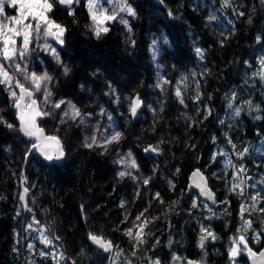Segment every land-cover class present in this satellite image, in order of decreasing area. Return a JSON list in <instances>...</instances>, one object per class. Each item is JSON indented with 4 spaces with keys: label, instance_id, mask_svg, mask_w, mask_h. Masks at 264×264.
<instances>
[{
    "label": "trees",
    "instance_id": "obj_1",
    "mask_svg": "<svg viewBox=\"0 0 264 264\" xmlns=\"http://www.w3.org/2000/svg\"><path fill=\"white\" fill-rule=\"evenodd\" d=\"M133 4L136 16L128 20L131 32L117 20L107 25L109 32L100 39L88 28L90 16L84 3L75 6L74 15L55 4L49 16L66 28L64 44H54L61 63L39 52L31 53L29 61L52 74L50 100L71 102L84 114V121L96 122L92 125L99 132L123 134L116 145L131 153L138 171L120 170L108 153L85 147V124L69 126L68 121L56 126L48 116L41 126L63 142L66 158L47 164L34 152L27 162L32 141L17 130L9 90L0 84V115L6 114L7 121L17 126L9 129L0 124V264H56L58 246L64 257L87 264L88 252L94 250L90 232L113 242L115 264H148L149 257L161 264H187L188 260L232 264L230 238L243 228L241 204L250 205L249 197L257 191L264 196V79L256 75L264 57V4L260 0H230L229 6H224V0H162V4L133 0ZM196 48L203 50L202 57ZM165 80L170 83L163 84ZM109 84L118 102L105 95ZM177 87L184 104L175 96ZM136 95L145 108L133 118L129 101ZM149 145H159L160 151L146 153ZM244 148L248 152L238 159L236 153ZM229 159L246 170L240 174L243 197L238 189L230 191L240 180L233 179L231 166L225 167ZM197 168L217 195L215 206L189 189L190 175ZM119 171H131L137 179L120 178ZM149 177L145 185L143 180ZM24 179L31 211H25L20 200ZM157 192L164 204L154 199ZM193 199L199 207H191ZM257 207H264V202ZM144 209L146 217L159 218L145 229L150 234L133 256L136 242L124 230ZM126 215L128 221L122 223ZM33 218L39 224L26 230ZM245 219L252 221L245 234L250 247L264 249V235L260 243L252 240L255 232L264 233V213H245ZM201 226L217 237L205 240L203 249L198 247ZM40 229L52 240L48 247L40 243ZM29 243L34 249H28ZM41 251L49 255L41 257ZM173 255L181 259L174 261ZM236 260L249 264L246 253Z\"/></svg>",
    "mask_w": 264,
    "mask_h": 264
},
{
    "label": "snow or ice",
    "instance_id": "obj_2",
    "mask_svg": "<svg viewBox=\"0 0 264 264\" xmlns=\"http://www.w3.org/2000/svg\"><path fill=\"white\" fill-rule=\"evenodd\" d=\"M57 3L60 5L71 6L74 3L79 4L80 0H0V84H4L9 90L13 107L16 109V119L19 122V126L17 129L16 125L9 123L2 115H0V124H4L9 129H17L23 134V136L28 137L32 141L26 155L35 150L39 152L46 161L53 164L62 161L65 158V152L59 137L56 135H46L44 129L37 123L38 118L53 115V112L41 108L38 101L33 98L35 93H41L43 96V103L45 105L51 103L52 109H58L61 107V105L67 103V107L71 112L70 119L73 121L77 120V118H80V122L83 123V116L80 109L74 104H71V102H66L63 99L52 102L50 100L52 92L47 87V85L52 81V77L47 72H44L40 75H37L35 72L29 73L27 70V65L25 64L22 67L21 62L26 59V56L34 45V42L38 41L41 37H51L56 41L57 44L61 46L64 44L63 37L66 32V28L63 25L56 23V21L51 19V17L48 15L53 11V8ZM104 3L113 6L111 12H109L107 8L103 7ZM260 3L264 4V0H260ZM229 4L230 0H224V6H229ZM6 7L14 8L17 14L11 16L6 15ZM86 7L91 19V24L88 27L97 39H100L102 35L109 32V27L107 26L109 22L117 20L119 23L124 24L128 31L131 32V27L129 26L128 20L119 15L120 13H126L128 16H136V11L129 3V0H86ZM68 14L74 15V10L70 8ZM169 15H172V13L169 12ZM239 15L243 16L244 13L240 12ZM209 19L214 20L215 17H210ZM251 22L252 20L249 18L248 23ZM259 40L260 37H257V41ZM132 43H134V41ZM43 49L52 55L58 63H61L56 48L48 43L47 40L44 42ZM195 51L198 56H203L202 49L196 48ZM245 63L247 64V61ZM259 64L260 71L256 73V75H259L261 79H264V57L260 58ZM10 69H14L15 73H18L23 78V80L27 81L30 87H26L25 84L21 82V79H18L16 75L10 71ZM68 71V67L64 66L65 75L68 74ZM168 83H170V81H163V84ZM179 83H183V80ZM163 84L158 83L156 86L163 90ZM16 89H19V92H17ZM105 95L114 96L115 102H118L120 99L119 96L116 95V91L111 86V84H109V92H106ZM175 96L179 100V103L184 104V95L180 87L176 88ZM233 98H235V94H233ZM195 100L197 102L200 100V94L198 92L195 96ZM247 103L251 105V101H247ZM142 105L143 101L139 96L131 99L129 101L130 115L132 117H136L138 115V109H140ZM161 111H163V108H161ZM104 114L106 113L102 108L101 115ZM208 114H211L210 110ZM235 114L239 115L240 110L236 109ZM107 115L108 119L111 121V114ZM63 116H69V111H64ZM206 118L207 116H205V119ZM256 118L259 119L260 117ZM122 136L123 134L118 130L113 131L110 135L102 137L99 140L95 135H92L90 138H86L84 146L88 148H92L93 146L99 147L103 150V152H106L108 151L107 145L119 144ZM213 142L215 143V138H213ZM228 142L230 144L232 143L230 139ZM232 147L235 149L236 145L232 144ZM144 151L159 152V145H149L144 149ZM247 152L248 149L244 148L242 152H237L236 156L238 159L242 160ZM219 155H226V153H219ZM213 159H215V156H213ZM117 163L124 166L126 169L139 170V165L136 164V161L132 158L130 152L127 154V158L122 157L117 161ZM228 166H231L234 169L233 179L240 180L239 183L233 184L231 186L230 191L236 192L238 189V195L241 197L245 196V188L242 187L244 181L240 179V174L246 171L244 166L242 164L237 166L232 162L231 159H229L225 164V167ZM177 171H179V169H177ZM117 175L120 178L129 176L133 180L137 179V177L134 176L131 171H119ZM193 175L200 177V182L195 183V187L199 188L198 195L205 197L207 200H211L213 203H216L215 194L207 186V178H205L203 174L199 172V170L194 172ZM150 179V177L145 178L143 183L147 185L150 182ZM250 187L255 188L256 186L250 185ZM28 191V188H24L25 194H27ZM154 199L158 200L161 204L165 203L159 192L155 194ZM249 199L251 200L250 205L246 206L241 204L240 207V218L243 221L242 231L241 229H238L237 231L240 234L236 237L230 238L232 243L229 248L228 255L232 264H239V262L236 260V257L244 253L247 254L249 259L257 256V253L253 251L252 247H250L248 237L245 235L252 226V221L250 219H245V213L248 215H251L253 211L264 213V207H257L260 203L264 202V196L261 195V192L257 191L252 194ZM20 200L24 201L25 195H21ZM224 203H226V201H224ZM120 206L123 208L124 202H121ZM199 206L200 205H198L197 200L193 199L191 207L197 208ZM25 207H27V205H25ZM203 207L208 208V205L205 203ZM28 211H31V209H28ZM209 211H211V209H209ZM145 212H147V209H144L138 213L132 220V226L124 230L125 235L136 242V244L133 245V256L136 255V246L145 243V235L150 234L145 233V229L150 223L159 218L146 217ZM127 221L128 216L126 215L122 223H126ZM33 224H39V221L33 218V222L27 225L26 230L32 229ZM200 231L201 236L198 247L201 249L204 248L205 240L209 238L215 240L217 238L214 233L203 226H201ZM262 235H264V233L255 232L252 236L253 242L260 243ZM40 237V243L44 244L45 247H48L52 244V240L49 239L48 236H45L43 231L40 232ZM88 237L93 242V244L99 246L105 252H111L113 247H115L112 241L105 240L102 236H98L90 232ZM55 239L59 240V237H55ZM157 243H159V241H157ZM169 243L171 244V241H169ZM27 247L29 250L34 249V245L31 243H29ZM14 251H16V249H14ZM39 254L41 257H46L49 255V253L44 251H41ZM258 255L261 259H264V249H261ZM60 256L63 258L62 253ZM172 259L177 261L181 258L173 255ZM128 264H132V262L128 261ZM148 264H161V262L158 258L153 259L149 257ZM187 264H194V262L188 261ZM253 264H255V261H253Z\"/></svg>",
    "mask_w": 264,
    "mask_h": 264
},
{
    "label": "rangeland",
    "instance_id": "obj_3",
    "mask_svg": "<svg viewBox=\"0 0 264 264\" xmlns=\"http://www.w3.org/2000/svg\"><path fill=\"white\" fill-rule=\"evenodd\" d=\"M82 3H84L86 5V0H80V3L79 4H75L74 3L73 4V7L71 9L74 10L75 6L81 5ZM129 3L134 8L133 0H129ZM103 7L107 8L109 10V12H111L113 6L112 5H109L107 3H104L103 4ZM5 13L8 16L17 14L16 13V10L14 8H12V7H6L5 8ZM119 15L120 16H123L127 20H130L131 18H134L132 16H128L126 13H120ZM113 22H109V24H111ZM90 24H91V19L89 21V25ZM45 40H47V42L50 43L53 47H55L54 44H57L56 42H53V41L49 40L48 38L41 37L38 41L34 42V45L32 46L30 52L27 54L26 59L23 62H21V64H22V67L25 64L27 65V70H28L29 73L35 72V73H37V75H40V74H43L44 72H47L52 77V74H50L48 72V70L40 69V68L37 67L36 63H30V61H29V57H30L31 53H33V52H39V53L45 54L46 56L47 55L48 56H51V58H53L52 55H50L47 51H45L43 49V45H44ZM18 44H19V41H18ZM56 50H57V48H56ZM60 61H61V59H60ZM158 62L161 65H163V63L161 61H158ZM10 71L14 75H16V77L18 79H21V82L24 83L26 87H30L29 83L27 81L23 80V78L18 73H15L14 69H10ZM49 84L47 85L48 89H49ZM35 99L38 101V103L40 104V106H41L42 109L53 112V115L52 116L49 115L48 118H50V120H53V122H55V125L56 126H59L61 124H66L65 122H68V121H70V122H68L69 124H66V125H69V126H79V127H82V125L85 124V128L88 129V138H90L92 135H95L98 140L101 139L102 137H106V136L110 135L113 132V131H107L105 129H103L102 131L99 132L98 131V127L92 125V124H95L96 123L95 121H93V122H90V121L87 122V119H86V121H84L83 123H81L80 122V118H77V120H75L76 122L73 121L72 119H70L71 112H70V110L67 107V103L64 104V105H61V107L58 108V109H52L51 103H49L47 105H45L43 103V96L41 95V93L36 92L35 93ZM51 101L52 102H56V100H53V99ZM57 101H59V100H57ZM64 111H69V116H63V112ZM82 116H84V114H82ZM3 117L6 120L8 119V117H7L6 114H3ZM78 120H79V122H78ZM61 121H64V122H61ZM93 147H95V146H93ZM97 148L100 149L101 151H103L101 148H99V147H97ZM107 148H108V151H106V153L109 154L111 160L113 162H115L116 165H119L118 169H120V170H127L124 166L118 164L117 161L120 158H122V157L127 158V153L128 152L118 149V147H117L116 144L107 145ZM131 226H132V223L129 225V227H131ZM40 230L43 231L42 229H40Z\"/></svg>",
    "mask_w": 264,
    "mask_h": 264
},
{
    "label": "water",
    "instance_id": "obj_4",
    "mask_svg": "<svg viewBox=\"0 0 264 264\" xmlns=\"http://www.w3.org/2000/svg\"><path fill=\"white\" fill-rule=\"evenodd\" d=\"M158 1L160 2V4H162L161 0H158ZM59 5H60V4H59ZM60 7H61L63 10L69 11V9L73 7V5H71V6L60 5ZM48 39L51 40V41H53V42H56V41H55L54 39H52L51 37H48ZM18 92H19V89H18ZM136 96H139V95H136ZM136 96H135V97H136ZM135 97H134V98H135ZM139 97H140V96H139ZM33 98L35 99V95H34ZM140 99H141V98H140ZM144 108H145V106H144V104H143V105L141 106V108L138 109V113H140L141 111H143ZM15 110H16V109H15ZM133 118H136V117H133ZM43 119H44V117H42V118H38V119H37V123L39 124L40 127H42V126H41V121H42ZM17 122H18V120H17ZM18 126H19V122H18ZM44 132H45L46 135H48V134L46 133L45 130H44ZM22 135H23V134H22ZM24 137H25V136H24ZM27 138H28V137H27ZM60 141H61V140H60ZM61 144H62L63 149H64V144H63L62 141H61ZM34 152L37 154V156H38L43 162H45V163H47V164H52V163L46 161V160L40 155V153L37 152V151H35V150H33L30 154H28V156H27V162H28L29 158L31 157V155H32ZM64 152H65V158H66V151H65V149H64ZM146 153H151L152 155H156V152H152V151H149V152H146ZM65 158H64L62 161H59V162H56V163H62V162L65 160ZM27 162H26V163H27ZM197 170H199V172L202 173L203 176H204L205 178H207V177H206V175H205V174H204L199 168H197L196 170H194V171L191 173L190 178H189V189L194 190V191L198 194V193H199V188L195 187V183H199V182H200V177H199V176H194V175H193V173L196 172ZM26 171H27V169L24 168L23 177H25V175H26ZM207 186H208V188H209V189L215 194V200H216V203H217V195H216V193L214 192V190L210 187V183H209L208 178H207ZM24 188H27V187H26V179H24L23 182H22V195H25V200L22 201V203H23V205H24L25 211H28L27 197H28V195H29V191H28L27 194H25V193H24ZM198 197L200 198V200L206 202L209 206H215V205H216V203H213L211 200H207V199H206L205 197H203V196H199V195H198ZM25 205H27V207H25ZM90 241H91V240H90ZM91 243L93 244L92 241H91ZM93 245H94L95 247H97V248H100L99 246H97V245H95V244H93ZM102 250H103V249H102ZM253 251H255V252L257 253V256H256V257H253L252 259H249L248 256H247V258H248V263H249V264H253V261H255V264H264V259H261V258L259 257V255H258L260 251H256V250H254V249H253ZM113 252H114V247H113V249H112L111 252H106V253H113ZM246 255H247V254H246ZM189 261H193L194 264H202V263H200V262H198V261H196V260H189Z\"/></svg>",
    "mask_w": 264,
    "mask_h": 264
},
{
    "label": "flooded vegetation",
    "instance_id": "obj_5",
    "mask_svg": "<svg viewBox=\"0 0 264 264\" xmlns=\"http://www.w3.org/2000/svg\"><path fill=\"white\" fill-rule=\"evenodd\" d=\"M91 245L93 246L94 250L92 249L88 252V256L86 259L87 264H113L115 254L117 252V248L115 245H114L115 247H114L113 253H106L101 248L95 247L92 243H91ZM57 251H58V256L55 258L56 264H57V262H58V264H76L73 259H70V258L64 257V256H63L64 261H62L63 258H61V256H60L61 248L59 246H58V250L55 249V252H57Z\"/></svg>",
    "mask_w": 264,
    "mask_h": 264
},
{
    "label": "bare ground",
    "instance_id": "obj_6",
    "mask_svg": "<svg viewBox=\"0 0 264 264\" xmlns=\"http://www.w3.org/2000/svg\"><path fill=\"white\" fill-rule=\"evenodd\" d=\"M151 230V229H150Z\"/></svg>",
    "mask_w": 264,
    "mask_h": 264
}]
</instances>
